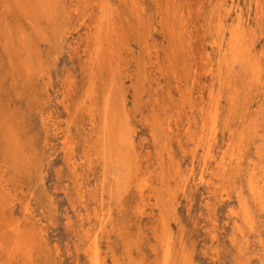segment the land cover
<instances>
[{"label":"rangeland","instance_id":"obj_1","mask_svg":"<svg viewBox=\"0 0 264 264\" xmlns=\"http://www.w3.org/2000/svg\"><path fill=\"white\" fill-rule=\"evenodd\" d=\"M256 2L0 0V264H264Z\"/></svg>","mask_w":264,"mask_h":264},{"label":"bare ground","instance_id":"obj_2","mask_svg":"<svg viewBox=\"0 0 264 264\" xmlns=\"http://www.w3.org/2000/svg\"><path fill=\"white\" fill-rule=\"evenodd\" d=\"M259 1H261V0H259ZM259 1L257 0V2L256 3H258L259 5H261V3H259ZM233 2V1H232ZM262 2H263V0H262ZM221 3H222V0H221ZM234 3H235V1H234ZM252 3V2H251ZM254 4V3H253ZM221 5V4H220ZM232 5H233V3H232ZM252 5V4H251ZM237 6V5H236ZM257 6V5H256ZM252 7V6H251ZM259 8V7H258ZM258 8H257V10H258ZM223 10H224V7H223ZM259 10H261V8H259ZM223 12V11H222ZM227 12V11H226ZM234 12V11H233ZM261 12V11H260ZM264 12V11H263ZM258 13V12H257ZM260 14V13H259ZM258 14V15H259ZM229 15H230V13H229ZM261 15V14H260ZM259 15V16H260ZM263 16V15H262ZM242 17V16H241ZM240 18V17H239ZM236 19H237V17H236ZM262 20H263V17H262ZM234 21V20H233ZM237 21V20H236ZM235 21V22H236ZM241 21V20H240ZM224 22V21H223ZM239 21H238V25L236 26V28L239 26ZM245 23V22H244ZM235 24V23H234ZM230 26V25H229ZM232 26H233V24H232ZM231 26V27H232ZM234 26V27H235ZM221 27H222V24H221ZM221 27H220V29H221ZM224 27V26H223ZM233 27V28H234ZM227 29V28H226ZM235 29V28H234ZM238 29V28H237ZM248 29V28H247ZM229 30V29H228ZM236 30V29H235ZM249 30V29H248ZM220 31H222V30H220ZM220 31H218V32H220ZM232 33H233V31L232 30H230ZM237 32H235V33H233L234 34V36L232 35V38H231V40L229 41L230 42V46H232L233 47V49L235 50L234 52H236V53H234L233 55L235 56V54H236V56H238V53H240V51L243 49V47H244V42H246V41H244V39H243V37L241 38V37H239L240 36V31L239 30H236ZM227 32V31H226ZM248 32V31H247ZM238 33V34H237ZM220 34V33H219ZM230 35H231V33H230ZM239 35V36H238ZM247 37V36H246ZM225 38V37H224ZM218 40V39H217ZM220 40V39H219ZM218 40V41H219ZM245 40H246V38H245ZM219 43H221V41L219 42ZM246 44H248V43H246ZM222 45V44H221ZM226 45V44H225ZM225 47V46H224ZM223 49V48H222ZM225 49V48H224ZM250 50H252L251 48H250ZM227 51V50H226ZM243 53V52H242ZM252 53V52H251ZM226 54V53H225ZM220 55V54H219ZM228 57V56H227ZM245 57V56H244ZM227 59V58H226ZM246 59V58H245ZM242 60H243V57H242ZM228 61V60H227ZM235 61V60H234ZM245 61V60H244ZM245 63V62H244ZM263 64V63H262ZM244 66V65H243ZM245 67H247L246 65H245ZM259 68V67H258ZM263 68V67H262ZM256 69V68H255ZM259 70V69H258ZM256 72V71H255ZM257 73V72H256ZM259 75H261L262 76V74H259ZM258 76V75H257ZM261 76H259V77H261ZM219 79H220V76L218 77ZM258 80V78H256V80L255 81H257ZM220 82H222V81H220ZM252 82V81H251ZM230 84V83H229ZM260 84V83H259ZM215 92V91H214ZM213 92V93H214ZM210 96H211V94H210ZM212 97V96H211ZM213 98H214V96H213ZM222 98V97H221ZM220 99V98H219ZM218 100V99H217ZM217 100H216V104H218L217 103ZM211 102V101H210ZM234 101H232L231 103H233ZM220 103V102H219ZM211 104V103H210ZM206 106V105H205ZM203 107V106H202ZM207 107V106H206ZM208 107H209V105H208ZM215 107H217V105H215ZM262 107V106H261ZM236 108H237V106H236ZM263 108V107H262ZM202 109V108H201ZM208 110H209V108H207ZM68 110V109H67ZM206 110V109H205ZM207 110V111H208ZM213 110V109H212ZM216 110V109H215ZM218 110V109H217ZM217 110H216V112H217ZM263 111V110H262ZM206 112V111H205ZM235 112V111H234ZM264 113V112H263ZM202 114V113H201ZM260 114V113H259ZM204 115V114H203ZM212 116V115H211ZM235 116V115H234ZM208 117V116H207ZM213 117V116H212ZM215 117H217L216 115H215ZM262 117V116H261ZM247 118V117H246ZM260 118V117H259ZM206 119V118H205ZM232 119H233V117H232ZM257 119V118H256ZM215 120V119H214ZM244 120V119H243ZM249 121V120H248ZM247 121V122H248ZM251 121V120H250ZM249 121V122H250ZM203 122H204V119H203ZM212 122V124H214V125H216V123H217V121L215 120V121H211ZM232 122V121H231ZM246 122V123H247ZM262 122V121H261ZM204 124V123H203ZM219 124V123H218ZM259 124V123H258ZM263 125V124H262ZM203 126H206L205 124L203 125ZM245 126H247V125H245ZM250 126V125H249ZM258 127H259V125H257ZM212 127V126H211ZM256 127V126H255ZM213 128V127H212ZM243 128V127H242ZM251 128H254V127H251ZM264 128V127H263ZM238 129V128H237ZM239 129H240V127H239ZM211 130H215V129H211ZM235 130V129H234ZM233 130V131H234ZM217 131V130H216ZM254 131V130H253ZM257 131V130H256ZM262 131V130H261ZM235 132V131H234ZM250 132V131H249ZM248 132V133H249ZM237 133H239L238 131H237ZM255 133V132H254ZM263 133V132H262ZM210 134H211V132H210ZM214 135H215V133H213ZM241 134V133H240ZM243 134V133H242ZM241 134V135H242ZM253 134V133H252ZM104 135V134H103ZM248 135V134H247ZM254 135V134H253ZM262 135V134H261ZM263 135H264V133H263ZM111 136V135H110ZM113 137V136H112ZM247 137V136H246ZM253 137V136H252ZM257 138H260V137H257ZM256 139V138H255ZM242 140H245V139H242ZM253 141V140H252ZM251 141V142H252ZM262 141V140H261ZM240 142V141H239ZM253 142H255V141H253ZM228 144V143H227ZM242 144V143H241ZM244 144V143H243ZM259 144V143H258ZM245 145H247V144H245ZM255 145V144H254ZM264 145V144H263ZM210 146V145H209ZM250 146V145H249ZM260 145H258V147H259ZM240 147L242 148V146L240 145ZM230 148H232V150L234 149L233 147H231L230 146ZM231 150V151H232ZM262 150H263V148H262ZM229 151H230V149H229ZM104 152H105V150H104ZM257 152V151H256ZM260 152V151H259ZM106 153V152H105ZM236 153H238L237 151H236ZM232 154V153H231ZM256 154V153H255ZM109 155V154H108ZM111 155V154H110ZM237 155V154H236ZM264 155V154H263ZM240 156V155H239ZM238 156V157H239ZM245 157V156H244ZM242 158V157H241ZM259 158H261L260 157V155H259ZM263 158V157H262ZM238 159V158H237ZM108 160V159H107ZM252 161V160H251ZM109 162V161H108ZM115 162H116V160H115ZM223 162V161H222ZM121 163V162H120ZM259 163V162H258ZM262 163H263V160H262ZM231 164V163H230ZM250 164V163H249ZM254 165H255V163H254ZM257 165V164H256ZM259 165V164H258ZM103 166H104V164H103ZM113 168V167H112ZM222 168V167H221ZM223 168H225V167H223ZM254 168V167H253ZM249 170V169H248ZM247 172V171H246ZM249 172V171H248ZM251 174V173H250ZM249 174V175H250ZM255 174H256V171H255ZM252 175V174H251ZM247 176V175H246ZM249 177H252V176H249ZM264 179V178H263ZM262 179V180H263ZM105 180V179H104ZM260 180V179H259ZM261 180V181H262ZM252 181V180H251ZM250 181H248V183H249ZM256 182H258V181H256ZM251 183V182H250ZM254 184V183H253ZM263 184H264V182H263ZM263 184H261V185H263ZM250 185V184H249ZM248 185V186H249ZM255 185V184H254ZM250 187H253V186H250ZM250 187H248V188H250ZM264 187V186H263ZM254 188V187H253ZM256 188V187H255ZM262 188V187H261ZM252 189L250 188V191H251ZM255 191V190H254ZM259 191V190H258ZM264 191V190H263ZM252 192V191H251ZM260 192V191H259ZM252 194V193H251ZM253 194H254V192H253ZM255 195V194H254ZM253 195V196H254ZM260 197V196H259ZM258 200V199H257ZM245 201H247V200H245ZM244 201V202H245ZM242 202V201H241ZM258 202H261V201H258ZM257 203V202H256ZM255 203V204H256ZM262 203V202H261ZM246 204V203H245ZM244 204V205H245ZM261 205V204H260ZM259 205V206H260ZM240 206H242L241 204H240ZM248 206V205H247ZM241 208V207H240ZM250 208V207H249ZM260 208H262V207H260ZM241 209H243V208H241ZM246 209V208H245ZM237 210V209H236ZM239 210V209H238ZM243 211V210H242ZM249 211V210H248ZM257 211V210H256ZM234 212V211H233ZM236 212V211H235ZM252 212V211H251ZM239 213V212H238ZM256 213V212H255ZM235 214V213H234ZM241 214V213H240ZM243 214H244V211H243ZM248 214H250V213H248ZM254 214V213H253ZM237 215V214H236ZM242 215V214H241ZM245 215V214H244ZM247 216V215H246ZM241 218V217H240ZM254 218V217H253ZM101 219H104V218H101ZM251 219V218H250ZM255 219V218H254ZM244 220H246V219H244ZM103 221V220H102ZM104 221H105V219H104ZM101 222V221H100ZM261 222V221H260ZM102 223V222H101ZM249 223V222H248ZM244 224H246V223H244ZM235 225H236V223H235ZM92 226V225H91ZM103 227V226H102ZM243 227V226H242ZM254 227V226H253ZM256 227V226H255ZM252 228V227H251ZM102 229V228H101ZM241 229V228H240ZM100 230V229H99ZM102 231V230H101ZM239 231V230H238ZM247 231H249V230H247ZM252 231V230H251ZM244 232V231H243ZM250 232V231H249ZM241 233V232H240ZM89 234H91V233H89ZM101 237V236H100ZM100 237H98V238H100ZM89 238V237H88ZM91 238V237H90ZM102 238V237H101ZM94 239H96V235H95V237L93 238V240ZM261 239V238H260ZM93 242V241H92ZM237 242V241H236ZM239 242H240V240H239ZM91 243V242H90ZM94 244H95V242H94ZM93 244V245H94ZM97 244V243H96ZM96 244H95V246H96ZM90 245V244H89ZM92 244H91V246L92 247H95V246H93ZM91 246H90V248H91ZM167 247V246H166ZM96 248V253L98 254V247H95ZM241 249V248H240ZM239 249V250H240ZM91 250H92V255L94 254V249H92L91 248ZM90 250V251H91ZM94 250V251H93ZM100 250V249H99ZM168 250H170L169 249V247H168ZM102 251V250H101ZM241 251V250H240ZM169 253V251H167V258H168V255L170 254H168ZM99 255V254H98ZM93 256H95V254L93 255ZM91 258H92V256H90ZM95 258H96V256H95ZM92 260V259H91ZM99 260V259H98ZM92 262H94L93 260H92ZM93 264V263H92Z\"/></svg>","mask_w":264,"mask_h":264}]
</instances>
